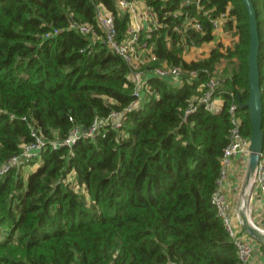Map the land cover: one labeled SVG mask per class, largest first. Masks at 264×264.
<instances>
[{"label": "trees", "instance_id": "1", "mask_svg": "<svg viewBox=\"0 0 264 264\" xmlns=\"http://www.w3.org/2000/svg\"><path fill=\"white\" fill-rule=\"evenodd\" d=\"M118 1L0 0V165L34 140V130L53 140L113 111L123 116L119 128L106 125L78 139L72 152L49 145L31 162L36 168L0 175V264H239L212 195L229 142V108L249 100L243 0H203L209 15L179 0H147L164 26L148 39L143 68L182 65L198 75L177 82L151 74L134 109L129 65L103 42L68 28L72 21L96 26L103 4L122 37L129 16ZM253 2L264 105V0ZM182 9L203 29L178 33L184 18L174 14ZM227 10L224 30L239 41L187 59L189 47L215 39L209 19ZM215 73L222 111L200 104L185 118ZM238 110L250 137L249 110Z\"/></svg>", "mask_w": 264, "mask_h": 264}, {"label": "built area", "instance_id": "2", "mask_svg": "<svg viewBox=\"0 0 264 264\" xmlns=\"http://www.w3.org/2000/svg\"><path fill=\"white\" fill-rule=\"evenodd\" d=\"M179 1L181 7L188 8L189 6H193L196 10H202L205 15H209V10L204 9L203 0ZM145 3L143 2V7L146 9L145 12L137 15V11L139 10L135 1H118V7L129 16L127 28L122 37L119 36L114 14L103 4H99L97 7L96 26L76 21H72L68 26L69 29L77 30L82 34L88 35L92 42H103L113 52L121 56L129 65L131 68L130 80L134 85V94L136 97L130 104L129 109L137 108L142 104L144 91L146 90V82L151 74L161 78L175 79L177 82H180L184 77H188L190 80L198 75L197 70H187L182 65H162L157 66L152 70L143 68L147 62L144 53L149 49L147 46L148 39L152 37L153 32L164 26V23L159 19L158 13L155 9ZM186 10L187 9H182L174 14L175 17L183 15L184 18L183 24L175 26V30L180 34L187 33L189 29H195L198 31L202 30L203 25L200 18L191 13L184 14ZM229 15V10H227L216 17H210L209 20L213 26L215 34L221 33L228 37L232 34L235 36L236 42H238V34L224 30V23L229 19ZM55 33H58V31ZM220 84L221 81L219 76L210 74L209 80L207 81L200 98L197 101L193 100L190 102L188 109L185 111V118H187L190 113L196 111L200 104L204 105L207 110L214 113L219 112L220 110L222 111L224 106L223 100L216 95V91ZM238 109L239 105L237 103H233L229 108L231 122L229 142L224 149L221 159V171L217 182L218 186L212 195V202L216 206L219 216L222 218L230 235L234 239L238 249L239 264H249L252 256L254 257L256 245L251 242L252 239L249 236L241 234L236 229L235 217L241 220L240 214L235 212L231 200L223 189L230 176L233 158L238 155L245 156L247 160L246 166L248 167L251 154L250 137L245 136L243 133V122ZM122 120V113L113 111L105 119H96L91 126L86 129L76 126L67 137L56 138L53 140H48L40 132L34 130L32 133L34 140L23 144L20 153L12 156L0 165V175L6 174L13 168L26 166V161L30 160L32 156L37 155L43 149H46L49 145H52L53 148L65 146L72 151L73 146L78 139L93 138L97 136L100 134L101 125H110L112 128H119ZM253 183V185L258 187L264 195V152L260 156Z\"/></svg>", "mask_w": 264, "mask_h": 264}, {"label": "water", "instance_id": "3", "mask_svg": "<svg viewBox=\"0 0 264 264\" xmlns=\"http://www.w3.org/2000/svg\"><path fill=\"white\" fill-rule=\"evenodd\" d=\"M243 3L248 12L249 27H250V48L248 55L249 62V100L242 102L239 98V106L249 110V119L251 124L250 136V159L247 168L246 184H249L254 177L259 164L260 154L264 150V133H263V90L261 87V73L259 65V52H260V32L259 23L256 13V8L253 0H243ZM221 111V110H220ZM219 111V112H220ZM252 182V186H253ZM251 192V191H250ZM250 203V193L243 192V202L240 209V216L242 225L251 237L258 241L264 242V230L257 227L251 220L248 212V205Z\"/></svg>", "mask_w": 264, "mask_h": 264}, {"label": "crops", "instance_id": "4", "mask_svg": "<svg viewBox=\"0 0 264 264\" xmlns=\"http://www.w3.org/2000/svg\"><path fill=\"white\" fill-rule=\"evenodd\" d=\"M204 56H208V54ZM189 60H192V59H189ZM245 164H247V160L245 156L238 155L233 158L229 179L228 181H226L223 187L224 191L227 193L232 204H233L232 199L237 194L236 190H237V185H238V178H240L239 176L241 175L245 167ZM251 187H252V183L250 184V186H248L245 189V191L247 192L251 191V197H252L250 200L251 207L248 209V212L250 216H252L253 220L264 228V195L262 194V192L259 190L258 187L253 186L254 188H252V190H251ZM240 219H241V216H240ZM235 227L238 230V232L242 233V229H244L242 225V220H239L236 217H235ZM244 235L246 234L244 233ZM250 238L253 240V243L256 245V250H255L254 255H258L257 260H255L254 258L251 264H264V247H262V243L264 244V242L256 243L253 237H250Z\"/></svg>", "mask_w": 264, "mask_h": 264}, {"label": "rangeland", "instance_id": "5", "mask_svg": "<svg viewBox=\"0 0 264 264\" xmlns=\"http://www.w3.org/2000/svg\"><path fill=\"white\" fill-rule=\"evenodd\" d=\"M133 1H135V4H137V8L139 10V11H137V15H140L141 13H144L146 9L143 7V2L144 3L146 2L147 4H149L147 2V0H133ZM89 24H91V23H89ZM98 30H99V28H98ZM218 43L224 44L225 47H228V46H232L233 44H236L237 42L235 40V36L232 35V34H230L229 37H228V36L222 35L221 33H217V34H215V39L212 42L206 43V44H204L202 46L189 47L188 50L186 51L185 56H186L187 59H197V58H201V57L203 58L204 55L208 54L211 51V49L213 47H215ZM148 50L150 51L151 49H148ZM165 65H167V64H165ZM217 76H219V75H217ZM103 129H104V126L101 125L100 133L102 132ZM43 151H44V149L42 151H40L37 155L32 156L30 158V160L26 161V168L25 169L27 170V172H29L32 169L36 168V166L38 165V163H36L37 165L36 164L34 165L31 162L34 161V160H36L39 156H41V154H42ZM263 152H264V150H263ZM261 154H260V156H261ZM247 168L248 167L245 164V167H244L241 175L239 176L240 178H238V185H237V190H236V193L237 194L232 199V201H233L232 206L234 205L233 206V209L235 210L236 213H239L240 212V209H241V206H242V202H243V192L245 191V188L248 185V184H246L247 171H248ZM67 181H69V179ZM253 186L251 187V190H252V188H254ZM249 193H250V200H251V198H252L251 197V192H249ZM250 207H251V204L249 203L248 209ZM250 217H251L252 222L257 227H259V228H261V229L264 230V228L261 225H259L257 222H255L253 220L252 216H250ZM246 236H249V235L246 234ZM249 237H251V236H249ZM254 240L256 241V243L257 242L258 243H262L260 241H257L255 238H254ZM251 242H253V240H251ZM254 256L255 257L252 256V259H251V261H250L249 264H251V262H252V260L254 258H255V260H257L258 255H254Z\"/></svg>", "mask_w": 264, "mask_h": 264}, {"label": "bare ground", "instance_id": "6", "mask_svg": "<svg viewBox=\"0 0 264 264\" xmlns=\"http://www.w3.org/2000/svg\"><path fill=\"white\" fill-rule=\"evenodd\" d=\"M252 180H253V178L251 179V181H250V183L247 185V187L250 186V184L252 183ZM247 187H246V188H247ZM246 188H245V189H246ZM245 192H246L247 194L249 193V192H247V191H245Z\"/></svg>", "mask_w": 264, "mask_h": 264}]
</instances>
